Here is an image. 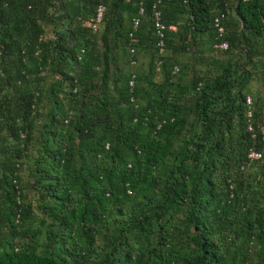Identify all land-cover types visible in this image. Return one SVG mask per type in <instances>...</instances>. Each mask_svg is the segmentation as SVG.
Listing matches in <instances>:
<instances>
[{"label": "trees", "instance_id": "obj_1", "mask_svg": "<svg viewBox=\"0 0 264 264\" xmlns=\"http://www.w3.org/2000/svg\"><path fill=\"white\" fill-rule=\"evenodd\" d=\"M154 1L0 0V264H264V0Z\"/></svg>", "mask_w": 264, "mask_h": 264}, {"label": "built area", "instance_id": "obj_2", "mask_svg": "<svg viewBox=\"0 0 264 264\" xmlns=\"http://www.w3.org/2000/svg\"><path fill=\"white\" fill-rule=\"evenodd\" d=\"M160 2V0H155L152 4H151V11H150V18H151V22H152V27H153V32L154 34L157 36V46L159 48V51L161 50V47L163 45V35H164V31L166 30H172L173 26L172 25H165L162 21H161V14L160 11L157 7L158 3ZM104 5L101 2H98L95 5L94 8V15L92 18L91 22H87L86 25L91 27L92 30L94 31V29L101 23V19L104 13ZM143 12L142 7L138 8V14H141ZM223 17V13L216 15L213 17V26L216 29L217 35L220 36L221 32H222V25L220 24V19ZM138 17L133 18L132 20V26L136 27L138 24ZM132 36L131 33H129V36ZM134 40V38H132V41ZM213 47L218 48V49H225L226 48V43L224 41H220L216 44L213 45ZM129 52L132 54L133 53V49H129ZM134 62L130 61V64L132 65ZM248 101V99H247ZM260 135L261 138L264 139V123L260 126ZM247 157L250 159H257L260 157V152L255 151L250 149L247 153Z\"/></svg>", "mask_w": 264, "mask_h": 264}, {"label": "clouds", "instance_id": "obj_3", "mask_svg": "<svg viewBox=\"0 0 264 264\" xmlns=\"http://www.w3.org/2000/svg\"><path fill=\"white\" fill-rule=\"evenodd\" d=\"M92 18H93V17H92ZM87 22H91V21H86V22H85V25H86ZM86 26H87V25H86Z\"/></svg>", "mask_w": 264, "mask_h": 264}, {"label": "crops", "instance_id": "obj_4", "mask_svg": "<svg viewBox=\"0 0 264 264\" xmlns=\"http://www.w3.org/2000/svg\"><path fill=\"white\" fill-rule=\"evenodd\" d=\"M230 1H232V0H230ZM173 29H174V27H173ZM173 29H172V30H173Z\"/></svg>", "mask_w": 264, "mask_h": 264}, {"label": "rangeland", "instance_id": "obj_5", "mask_svg": "<svg viewBox=\"0 0 264 264\" xmlns=\"http://www.w3.org/2000/svg\"><path fill=\"white\" fill-rule=\"evenodd\" d=\"M29 193V192H28ZM30 194V193H29Z\"/></svg>", "mask_w": 264, "mask_h": 264}]
</instances>
